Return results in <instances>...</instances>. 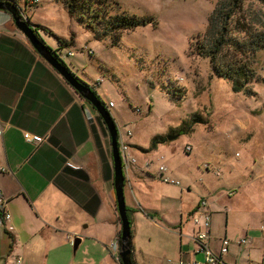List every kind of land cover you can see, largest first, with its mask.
<instances>
[{
  "label": "rangeland",
  "instance_id": "rangeland-1",
  "mask_svg": "<svg viewBox=\"0 0 264 264\" xmlns=\"http://www.w3.org/2000/svg\"><path fill=\"white\" fill-rule=\"evenodd\" d=\"M65 1L0 3L10 4L22 22L28 21L41 42L100 101L114 103L109 114L122 138L118 144L127 145L126 158L136 162L124 171L134 264H177L180 239L182 244L187 236V241H197L202 231L197 227V234L187 235L188 230L182 229L185 225L179 221L184 218V210L201 197L208 201L210 212L216 211V218L222 216L215 225L221 242L229 243L228 254L236 255L238 262L248 255L251 263L264 264L263 245L251 251L237 242L243 246L238 247L241 250H231L234 242L224 235L225 231L230 235L238 233L247 222L258 228L263 220L264 227V83L250 85L253 96L235 94L228 81L213 74L209 60L193 55L190 49L197 36L204 33L219 0H109L118 7L101 10L106 17L125 13L153 19L123 32L116 46L108 37L95 39L79 19L80 14L68 12ZM80 13L92 19L84 8ZM239 16L246 31L264 28V6L255 0H244ZM0 25L15 28L30 45L10 12L0 9ZM96 27L102 30L99 24ZM232 28V39L243 36L238 32V23ZM228 58L226 55L223 60ZM251 66L259 78L263 77L264 51L257 54ZM88 107L92 109L90 104ZM193 116L201 120L191 131H184L183 122ZM171 131L177 132L176 137L170 135ZM157 136L165 137L167 142L151 147V140ZM159 166L165 167L180 186L161 183L157 178ZM131 198L134 210L129 207ZM137 205L150 216L139 211ZM191 225L195 229L192 222ZM75 227L83 236L94 232L100 235L105 229L102 234L105 237L108 233L106 248L116 247L107 264H120V232L116 240L109 241L113 230L109 220H98L94 225L91 220L80 219ZM261 236V232L256 234V238ZM201 259L202 255L197 261Z\"/></svg>",
  "mask_w": 264,
  "mask_h": 264
},
{
  "label": "crops",
  "instance_id": "crops-1",
  "mask_svg": "<svg viewBox=\"0 0 264 264\" xmlns=\"http://www.w3.org/2000/svg\"><path fill=\"white\" fill-rule=\"evenodd\" d=\"M15 30L0 25V191L10 216L0 228V264H107L116 247L106 248L108 233L102 234L106 230L83 236L75 226L80 219L94 225L109 220L113 224L109 241L119 236L108 135L96 111ZM24 133L44 141L27 144ZM199 199L179 221L187 235L196 231L191 222L198 215ZM129 205L136 208L132 198ZM138 209L148 214L143 207ZM216 216L211 211L213 252L218 251L221 236L215 224L222 216ZM260 222L258 228L247 222L234 235L225 231L234 242L230 249L241 250L236 243L242 239L251 251L264 246ZM76 236L81 242L73 252ZM188 238L183 244L180 239L178 260L185 263L201 258ZM237 258L227 254L223 259L228 264H253L248 255L240 262Z\"/></svg>",
  "mask_w": 264,
  "mask_h": 264
},
{
  "label": "trees",
  "instance_id": "trees-1",
  "mask_svg": "<svg viewBox=\"0 0 264 264\" xmlns=\"http://www.w3.org/2000/svg\"><path fill=\"white\" fill-rule=\"evenodd\" d=\"M255 1L264 6V0ZM243 2L244 0H219L216 8L208 18L204 33L197 36L190 49L193 55L209 60L213 74L228 81L233 93L250 97L253 96V92L249 89L250 85L253 82L264 83V75L259 78L255 68L251 66L257 54L264 51V28L253 33L246 31L245 25L240 23L242 22L240 16L238 17L242 11ZM112 5L118 7V4L109 0L65 1V7L68 12L71 15L80 14L79 19L94 34L95 39L102 40L108 37L114 46L118 44L123 32L144 26L153 21L152 18H139L125 13L113 16L106 14L107 17L100 13L101 10L106 12L107 7ZM95 7H97V10ZM83 8L87 14L89 13L88 16L92 18L91 20H87L86 16H81L80 12ZM94 12L97 13L92 14ZM237 23L241 28L238 32L243 36L232 39V26ZM97 24L102 27V30L97 29ZM59 43L65 45V43ZM49 51L57 58L52 50ZM226 55L229 58L223 60ZM61 64L64 66L62 62ZM262 69L264 71V66ZM101 103L106 106L105 102L101 101ZM98 119L101 121L99 117ZM199 120L201 119L198 116L191 117L188 121L183 122L182 129L187 132L191 131L193 125L199 123ZM101 124L104 126L102 121ZM170 135L176 137L177 132L171 131ZM166 142L165 137L157 136L151 140V147H156V145ZM126 212L129 222H131V210L126 208ZM146 216L149 217L150 215L146 214ZM132 263L134 264L133 261Z\"/></svg>",
  "mask_w": 264,
  "mask_h": 264
},
{
  "label": "water",
  "instance_id": "water-1",
  "mask_svg": "<svg viewBox=\"0 0 264 264\" xmlns=\"http://www.w3.org/2000/svg\"><path fill=\"white\" fill-rule=\"evenodd\" d=\"M0 9L10 12L13 17L15 26L28 39L30 45L35 52L52 68H54L60 76L96 111L107 131L110 140L113 187L116 197V211L120 221V264H133L131 258L130 238L131 226L126 212V204L124 198L125 177L123 175L121 156L119 153L117 142V128L109 111L101 103L97 95L85 84L81 83L73 74H71L61 62L53 56L49 49L41 42L31 26L27 22H22L16 10L10 4L0 3ZM81 240L76 238L72 244L73 252H76Z\"/></svg>",
  "mask_w": 264,
  "mask_h": 264
},
{
  "label": "built area",
  "instance_id": "built-area-1",
  "mask_svg": "<svg viewBox=\"0 0 264 264\" xmlns=\"http://www.w3.org/2000/svg\"><path fill=\"white\" fill-rule=\"evenodd\" d=\"M69 56L72 54L69 53ZM114 108V103L110 102L106 105V109L110 110ZM127 137H130V134L127 135ZM23 139L27 144H41L44 139L41 136L33 135L30 133H24ZM118 139H121V136H118ZM121 147L122 151L120 153L121 156V162H122V168L123 172L129 169L130 166L134 165L136 162H134L133 159L126 158V151L128 149V146L122 144L121 142L118 144V148ZM188 151H190V147L187 148ZM157 178L160 180L161 183L167 184V185H174V186H180L179 181L173 180L167 172V169L163 166H159L157 171ZM197 216L192 217V223L194 224L195 228H202V231L199 230L198 234L197 231H195L194 234H197V241H193L197 247V253L201 254L203 257V263L204 264H227L223 261V257L228 254L229 249V243L227 240H223L221 243V248L219 247L218 252L214 253L212 249L210 248V242H211V212L209 210V203L206 199L201 198L198 200L197 203ZM9 213L7 211V199L3 196L2 192L0 191V228L3 227V225L9 221ZM239 245L245 244V240H239ZM113 246V243H111V247ZM177 264H199L196 260H188L186 263L179 259Z\"/></svg>",
  "mask_w": 264,
  "mask_h": 264
},
{
  "label": "clouds",
  "instance_id": "clouds-1",
  "mask_svg": "<svg viewBox=\"0 0 264 264\" xmlns=\"http://www.w3.org/2000/svg\"><path fill=\"white\" fill-rule=\"evenodd\" d=\"M106 107V106H105ZM109 111V110H108ZM117 142H118V134H117ZM123 169V168H122ZM123 175H124V172H123ZM125 177V176H124Z\"/></svg>",
  "mask_w": 264,
  "mask_h": 264
},
{
  "label": "flooded vegetation",
  "instance_id": "flooded-vegetation-1",
  "mask_svg": "<svg viewBox=\"0 0 264 264\" xmlns=\"http://www.w3.org/2000/svg\"><path fill=\"white\" fill-rule=\"evenodd\" d=\"M76 238H74V240H75Z\"/></svg>",
  "mask_w": 264,
  "mask_h": 264
}]
</instances>
